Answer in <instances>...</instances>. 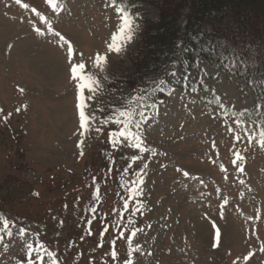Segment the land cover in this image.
<instances>
[{
  "label": "rangeland",
  "instance_id": "rangeland-1",
  "mask_svg": "<svg viewBox=\"0 0 264 264\" xmlns=\"http://www.w3.org/2000/svg\"><path fill=\"white\" fill-rule=\"evenodd\" d=\"M256 6H242L248 18L264 15V0ZM137 7L117 16L122 8L109 0H0V264H27L29 243L55 253L56 264H264V116L245 124L229 115L264 112V76L241 78L224 61L198 59L131 91L122 82L138 20L157 16ZM257 24L264 30V16ZM65 41L74 63L86 65L75 76ZM158 96L159 119L137 129L141 105ZM129 119L143 150L119 135L116 121ZM137 179L142 194L133 198Z\"/></svg>",
  "mask_w": 264,
  "mask_h": 264
},
{
  "label": "trees",
  "instance_id": "trees-1",
  "mask_svg": "<svg viewBox=\"0 0 264 264\" xmlns=\"http://www.w3.org/2000/svg\"><path fill=\"white\" fill-rule=\"evenodd\" d=\"M136 15L137 4L157 10L156 19L140 18L136 51L122 82L135 91L150 76L159 82L179 62L192 70L198 59L224 61L226 70L241 78L264 76V30H258L259 17L248 18L257 0H115ZM242 6L247 7L246 11ZM184 12L183 15L181 12ZM183 24H178L179 19ZM264 112L246 113L243 119L255 122Z\"/></svg>",
  "mask_w": 264,
  "mask_h": 264
},
{
  "label": "snow or ice",
  "instance_id": "snow-or-ice-1",
  "mask_svg": "<svg viewBox=\"0 0 264 264\" xmlns=\"http://www.w3.org/2000/svg\"><path fill=\"white\" fill-rule=\"evenodd\" d=\"M16 2L19 4L20 3V0H16ZM50 2V0H49ZM24 8H28V5L27 4H24L23 5ZM112 7H115V0H113V4H112ZM31 11L37 16L40 18V20L44 23V24H48V20L46 17H44L39 11H37L35 8L31 9ZM123 13V9H117L116 11V15L117 16H120L122 15ZM123 21L124 23L121 25V33H123L125 31V28L126 26L129 25V21L127 19V16H123ZM34 28V31L37 33V34H40V35H44V32L41 31V29L39 27H35L33 26ZM48 31L51 32L52 31V28H51V25L49 24V27H48ZM127 31H128V36H127V39L128 40H131L132 39V35H131V28H127ZM54 35L56 36H59L61 39H64L60 33H54ZM113 41L115 40V37L112 38ZM65 45L67 47V51H68V63H69V67L71 69V72L72 74L75 76V73H76V70L77 68H79L80 70H85L86 69V65L84 63H74V60H75V57H74V54H73V49H72V46H71V43L69 41H65ZM111 50V48H110ZM82 55V54H81ZM97 59H104L103 57H100L99 55L97 56ZM204 71H207L206 69ZM173 75H175V73H173ZM76 79H81V77H75ZM87 79V78H86ZM81 88L83 89L84 88V85H81ZM22 91V90H21ZM173 91H175V89H173ZM212 91H215L214 89ZM165 103L164 101V98L163 96H158L156 98L153 99V101L151 103H148V104H144V105H141V111L139 112V121L136 123V128L137 129H140L141 128V125H146L148 122H150L154 117L156 119H159V116H160V107ZM221 107H223L224 105L221 104L220 105ZM234 107V105H233ZM100 111H103V109H99ZM126 113L124 112H121L120 113V116H125ZM80 118H81V128L84 127V118H85V113L83 111L80 112ZM102 119L105 120V123H107V120L106 118L102 117ZM117 124H120V123H123L124 124V129L125 130H121L119 132V135L121 137H127L128 139H135L137 142L135 143L134 147L137 148V149H141V139L142 137L140 135H138L137 133H134L132 132L131 130L128 129V125L131 124V120H125V121H116ZM239 126V125H238ZM231 130V129H230ZM97 131L99 132L100 129H97ZM116 135L115 131H112L110 132V136H114ZM146 135V133H145ZM244 135L246 136H250V137H254L256 135L255 132H250L248 129H245V133ZM241 136L239 134H237L235 136V140L236 141H240L241 140ZM249 143H251V139H249L248 141ZM260 145L261 146H264V131H261L260 133ZM79 147V145H78ZM143 150V149H141ZM155 153H153L154 155ZM81 155H83V153H81ZM135 159H138V157H133V160ZM114 162V161H112ZM144 167L146 168L147 165L145 164ZM241 172H243V169L241 168L240 169ZM184 175L187 177L188 176V173L185 172ZM93 180L95 181V177H93ZM134 185H136L135 187H132L131 189H129V195L133 198H135L136 196L138 195H141L142 194V191L139 187V185H142L143 184V180L142 179H137L136 181H133L132 182ZM38 195V194H37ZM225 203H227V201H225ZM67 207V205H65V208ZM123 208L124 209H129V202L128 200L126 199L124 201V204H123ZM90 211L92 213H95L96 212V209L95 207L91 208ZM207 215V214H206ZM62 221H61V225H62ZM89 225H91V221H89ZM3 227L5 229H7L9 227V224H8V221L5 220L3 222ZM212 227L215 229V240L217 242L220 241V238H221V232L219 230V228L216 226L215 224V221L212 222ZM108 230V227L106 226L102 233H101V236H103V233L106 232ZM26 230L21 228L20 229V235L21 237L24 236ZM89 234H91V231L89 230ZM11 235V233H9V236ZM121 235H123V232H121ZM131 235L133 237H135L136 235V232L135 230L132 231ZM115 243V241L113 240V244ZM214 246H216L214 244ZM98 247H103V244H99ZM27 248L29 250L28 252V256H29V259H28V262L27 264H45V255H47L48 257V260L49 261H52V264H56V261L54 260V256H55V253L51 252L48 250L47 247H45L43 244H37L35 247L33 246V244L29 243L27 244ZM33 252L35 253V261L31 258L32 255H33ZM249 256H251V253L249 254ZM112 257L115 258L116 257V252H112ZM247 259V258H246ZM125 264H129V262H125Z\"/></svg>",
  "mask_w": 264,
  "mask_h": 264
}]
</instances>
